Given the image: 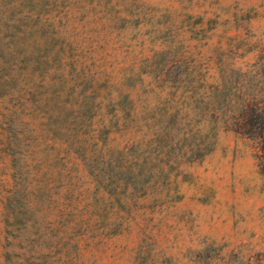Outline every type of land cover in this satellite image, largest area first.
I'll return each mask as SVG.
<instances>
[{
    "label": "rangeland",
    "instance_id": "obj_1",
    "mask_svg": "<svg viewBox=\"0 0 264 264\" xmlns=\"http://www.w3.org/2000/svg\"><path fill=\"white\" fill-rule=\"evenodd\" d=\"M264 0H0V264H264Z\"/></svg>",
    "mask_w": 264,
    "mask_h": 264
},
{
    "label": "trees",
    "instance_id": "obj_2",
    "mask_svg": "<svg viewBox=\"0 0 264 264\" xmlns=\"http://www.w3.org/2000/svg\"><path fill=\"white\" fill-rule=\"evenodd\" d=\"M238 119L235 123L239 129L247 131L252 139L257 143L258 157L261 160V167L264 170V107L259 109L256 117L252 119V115L247 110L237 114Z\"/></svg>",
    "mask_w": 264,
    "mask_h": 264
}]
</instances>
